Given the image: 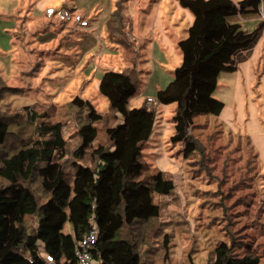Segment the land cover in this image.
<instances>
[{
	"label": "trees",
	"instance_id": "1",
	"mask_svg": "<svg viewBox=\"0 0 264 264\" xmlns=\"http://www.w3.org/2000/svg\"><path fill=\"white\" fill-rule=\"evenodd\" d=\"M128 2L115 1L110 30L114 41L131 53L133 45L125 38ZM179 3L194 20L188 37L179 43L182 63L173 80L157 92L156 100L162 105L177 104L172 141L183 145L184 157L189 158L204 153L193 133L196 118L221 115L225 104L214 97L219 77L236 69L239 54L246 58L264 30V21L252 32L231 21L244 13H260V0ZM21 36L19 31L16 45L22 42ZM40 67L30 72L21 68L29 86ZM137 74L135 79L126 71H106L100 79V93L108 98L116 121L106 130L108 144L95 145L104 114L79 96L56 111L57 120L48 111L41 113L31 107L7 114L0 105V264H48L47 256L54 264H77V244L93 219L99 228L97 244L90 251L95 264H143L137 234L142 225L161 215L155 196L171 195L176 185L162 171L148 179H135L157 115L156 107L147 106V100L139 108L130 105L142 87ZM7 85L0 76V103L18 92L17 87ZM76 112L85 115L76 132L81 144L67 165L69 141L64 129L73 123ZM36 181L48 196L44 202L34 192ZM31 217L38 221L28 231L25 222ZM211 264H261V257L226 241L216 247Z\"/></svg>",
	"mask_w": 264,
	"mask_h": 264
},
{
	"label": "rangeland",
	"instance_id": "2",
	"mask_svg": "<svg viewBox=\"0 0 264 264\" xmlns=\"http://www.w3.org/2000/svg\"><path fill=\"white\" fill-rule=\"evenodd\" d=\"M39 1L40 9L48 6L59 9L67 3V0ZM68 1L78 4L79 8H85L87 13L100 3L102 13L99 20L104 23L116 0ZM137 1L129 0L128 9L125 11V16L129 19L126 21L125 38L133 45V52L127 53L124 47L121 52L114 51L112 48L116 45L111 42L106 25V32L102 36V42L106 44L104 56L95 58L91 52L86 60L88 62L93 56L91 62L83 64L76 77L73 68L66 66L56 69L54 59L50 58L53 54L51 49L45 58L47 65L28 90L27 82L20 74L21 65H15L17 61L12 64L9 57L2 59L0 74L7 81V86L17 87L18 90L17 94L8 95L7 101L0 103L2 111L15 114L24 112L26 105H37L43 110L39 111L42 113L49 112L45 109L53 107L59 109L77 96L89 99L105 116L98 124L99 137L95 145L108 144L106 130L116 121L109 110L108 98L99 90L102 68L105 65L104 67L117 72L127 69L135 78L138 75L136 68L138 70L139 67L143 82L140 85L143 86L137 97L141 101L151 96L156 103L147 106L156 107L157 115L153 134L142 148V165L135 179H148L162 171L176 185L171 195L155 196V202L161 206V215L158 219L142 225L140 233L137 234L138 250L143 264H211L216 247L226 241L235 244L237 249H249L258 254L261 264H264V30L246 58L243 54L237 56L236 69L221 73L214 97L222 101L225 107L219 117L196 118L197 127L193 133L200 140L204 153H195L186 158L183 145L172 141L175 134L173 116L177 104L162 105L156 100L157 92L173 80L174 72L182 63L183 54L182 51L180 55L174 49H168L169 61L158 59L159 62L155 63L146 51L149 36H145L147 38L141 42L142 47L137 46L131 36L130 27V7ZM144 1L146 0H142ZM234 1L238 3L240 0ZM260 1V13H244L231 21L241 23L248 32L254 31L264 21V0ZM30 3L35 4L36 0H0V18L3 19L14 5V10L24 8L26 11ZM138 9L133 12L134 15L141 14ZM156 11L159 9L156 8ZM160 12V19L165 13L169 32L175 29L178 38L188 37L187 31L194 17H190L193 14L183 8L179 0H163ZM136 20L141 21L137 24L139 28L147 29V26H143L141 15L136 16ZM3 35L9 39L8 33L4 32ZM95 37L94 41L98 44ZM168 43H171L169 37ZM1 48L6 49V46L2 44ZM69 59L72 60L66 58L67 61ZM21 79L24 80L25 87ZM156 89L159 90L156 92ZM136 100L131 99V107L139 105ZM49 114L52 120H57L52 110ZM84 116L76 112L73 123L64 129L65 138L69 141V154L64 159L67 165L73 160L72 152L81 144L76 132L84 121ZM28 130L33 133L34 126ZM33 189L41 202L47 200L48 196L42 191L39 181L35 182ZM37 221L38 217L27 218V230L32 231Z\"/></svg>",
	"mask_w": 264,
	"mask_h": 264
},
{
	"label": "crops",
	"instance_id": "3",
	"mask_svg": "<svg viewBox=\"0 0 264 264\" xmlns=\"http://www.w3.org/2000/svg\"><path fill=\"white\" fill-rule=\"evenodd\" d=\"M40 2L41 1L36 0L35 4L30 3V5L27 6L28 8L26 11L24 8L16 11L14 10L16 5H14L12 7V10H9L4 15L3 19L0 18V43H1L0 61L4 58L9 57L12 64H14V62L17 61L15 65L16 64H18L17 66L21 65L22 70L26 72H30L32 68H35L40 64L41 67L39 73H41L44 67L48 63L45 58L52 49L53 54L51 55L50 58L54 59L53 64L57 67L56 69L60 70L62 67L68 66L69 68H73L72 71H74L73 72L74 77H76L79 68H81L83 64L91 62L93 56L88 62H86L87 56L91 52L95 58H102L104 56L106 44L102 42L103 41L102 36L106 32L105 30L106 25H108V31L111 36L110 37L111 42L114 45H116L112 49L114 51L116 50H119L120 52L122 51L121 50L122 47L119 46L114 41V37L110 30V18L114 10V7H111L108 16L105 19V22L102 23L101 22L102 20H99V16L102 13V9L99 8L100 3H97L93 7V9L89 11V13H87L85 8H81V7L79 8L78 4L69 3V1L67 0L66 1L67 3L64 4L63 7L61 8H72L73 10L83 14L86 17V20H88L89 22V26L76 29L71 25H66L61 23L56 18L49 17L46 14V9L52 6H48L45 9H40L39 8ZM155 5H157L156 8L159 9L158 12L156 11ZM162 5H163V0H149L148 3L147 0L144 2H142V0H138L135 4H133L130 7V13H131L130 27L132 32L131 36L134 38L139 48L142 47L141 42L145 40V38H147L145 36H149L148 39L149 45L148 47H146V51L149 52L148 55L151 56V59L153 60L152 62L155 63H158L159 60L165 62L169 61L168 49H174L176 54L180 53L181 55L179 43L185 39L181 37L178 38L175 29H173L172 32H169L165 23V17H166L165 13L163 14V17L160 19V15H161L160 9ZM136 9H138L141 12L140 15L143 19L142 21L143 26H147V29H145L146 30L145 33L143 32L144 30L143 27L139 28L137 25L141 21L136 20V16H140V15L133 14V12ZM13 11L16 12L10 15ZM190 17L193 18V15L191 16L190 14ZM20 23L22 25L21 27L19 26ZM18 27L20 28V30ZM19 31L22 32V36H21L22 42H20L19 45H16L17 43L16 35ZM4 32L8 33L9 39H6L4 37L3 35ZM94 36L97 37V38L95 37V39L98 42V44L94 41ZM76 37L79 38L76 39ZM168 37L171 43H168ZM5 42L8 43L6 44ZM2 44L6 46V49L1 48ZM134 49L135 51H137L136 48ZM80 56H82L83 59H81ZM66 58H71L72 60L69 59L67 61ZM100 61L102 60L100 59ZM161 64H165V63H161ZM104 66L102 68L103 72L101 73V77L106 71H114L111 70V68ZM124 71L127 72V69H125ZM136 71L137 73H141L139 67L138 70L136 68ZM0 76L3 77L1 74ZM21 81L23 82V87H25L26 84L24 83V80L21 79ZM27 86H28L27 89L29 90L31 89L32 85L29 86V84H27ZM157 90L159 89H156V92ZM134 98L137 99L136 102H139V105L137 104V108H139L143 106V103L148 98H152V97L148 96L146 98H143V100L141 101H139L137 96ZM130 104H132L131 101ZM64 105H61L59 109ZM24 107H31L32 109L35 108V110L38 112L43 111L40 110L37 107V105H31V106L26 105ZM59 109L58 108L55 109V107H53L52 109L49 108L45 110H49V112L50 110H52L53 113H56V111Z\"/></svg>",
	"mask_w": 264,
	"mask_h": 264
},
{
	"label": "built area",
	"instance_id": "4",
	"mask_svg": "<svg viewBox=\"0 0 264 264\" xmlns=\"http://www.w3.org/2000/svg\"><path fill=\"white\" fill-rule=\"evenodd\" d=\"M46 14L49 17L56 18L61 23L66 25H71L72 27L84 28L89 26L88 20L86 17L73 10L72 8H59L54 9L52 7L46 9ZM148 104L156 103L153 98L147 99ZM99 236V228L95 219L91 221V227L88 232L85 234L83 239L77 244L76 247V257H77V264H95L93 261V257L91 255V249L94 245L97 244ZM48 264H54V259L50 256H47Z\"/></svg>",
	"mask_w": 264,
	"mask_h": 264
}]
</instances>
